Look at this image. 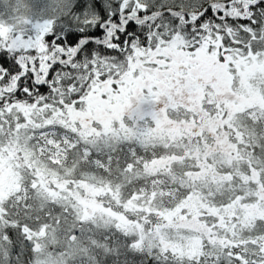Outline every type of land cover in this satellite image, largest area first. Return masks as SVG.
<instances>
[{
	"label": "snow or ice",
	"instance_id": "obj_1",
	"mask_svg": "<svg viewBox=\"0 0 264 264\" xmlns=\"http://www.w3.org/2000/svg\"><path fill=\"white\" fill-rule=\"evenodd\" d=\"M0 54V264H264V0H0Z\"/></svg>",
	"mask_w": 264,
	"mask_h": 264
},
{
	"label": "rangeland",
	"instance_id": "obj_2",
	"mask_svg": "<svg viewBox=\"0 0 264 264\" xmlns=\"http://www.w3.org/2000/svg\"><path fill=\"white\" fill-rule=\"evenodd\" d=\"M41 3H45L47 2V0H39ZM50 2H60V0H49ZM10 177L7 173L3 174L2 176H0V188H7L9 186V181H10ZM238 205V202H235ZM197 204L198 201H192L191 202V210L196 212L197 215H199L198 209H197ZM235 213L233 212H229L227 214V218L229 223H231V217L232 215H234ZM264 216V208H261L259 206V203H257L255 206H250L246 209H244V219L246 221H249L253 224H259L261 222V217ZM195 219V217H194ZM241 226H243V221L241 222ZM223 227V225H222ZM201 231H203V227L201 226V228L199 229ZM230 231V229H229Z\"/></svg>",
	"mask_w": 264,
	"mask_h": 264
},
{
	"label": "trees",
	"instance_id": "obj_3",
	"mask_svg": "<svg viewBox=\"0 0 264 264\" xmlns=\"http://www.w3.org/2000/svg\"><path fill=\"white\" fill-rule=\"evenodd\" d=\"M30 2L36 4L39 8L40 13L43 15L44 18H50L53 20H56L59 18V4L60 2H50L47 0L45 3H41L39 0H30ZM94 35H100V31H96L93 33ZM48 39H51V37H48ZM69 42L70 43H75V38L74 37H69ZM91 47V45H90ZM6 60L5 54H0V63H4ZM42 91H46V89H42ZM247 235V232L244 233ZM52 241H49V244L52 245ZM61 244H63V240L61 239L60 241ZM59 247V245H56Z\"/></svg>",
	"mask_w": 264,
	"mask_h": 264
}]
</instances>
